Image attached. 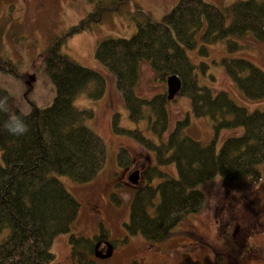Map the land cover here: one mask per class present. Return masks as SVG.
<instances>
[{
	"label": "trees",
	"instance_id": "trees-1",
	"mask_svg": "<svg viewBox=\"0 0 264 264\" xmlns=\"http://www.w3.org/2000/svg\"><path fill=\"white\" fill-rule=\"evenodd\" d=\"M86 1L95 3L94 9L50 41L42 53L45 73L53 85L51 104L37 108L32 103L30 111L22 113L16 100L0 88V232L8 230L0 242V264H52L55 256L50 248L54 238L70 231L79 212L78 201L58 176L78 184L89 183L105 162L103 140L84 125L93 117L92 111L75 106L76 98L83 93L91 100L101 98L104 75L74 62L61 48L72 35L88 30L111 13L119 14L127 0ZM137 11L135 33L127 39L99 41L94 56L113 76L129 120L137 123L146 118L147 128L158 140L146 138L141 130L119 127L118 114L111 118L112 132L130 138L151 153L155 165L142 172L144 184L131 197L129 220L124 225L126 234L161 243L172 236L174 227L186 215L199 213L206 205V197L196 189L197 185L215 176L229 182L260 178L258 167L264 164V108L248 112L226 92L199 86L197 66L185 51L196 46L199 33L203 54L206 44L241 39L247 34L264 45V0H236L223 9L203 0H178L159 21L139 8ZM226 42L230 52L239 47L236 42ZM140 63L148 64L160 82L169 76L179 78V96L189 99L192 115L208 117L212 122L214 135L210 144L202 145L184 135L188 115L176 121L163 140L168 128L167 101L163 94L149 99L136 96ZM219 63L246 99H264V71L243 58H223ZM198 67L204 71L207 65L199 63ZM0 73L23 79L11 61L1 56ZM11 115L24 119L28 128L25 134L12 135L4 127ZM235 128H241V134L225 138L217 149L220 130ZM117 161L120 166H129L124 149L119 150ZM159 167H172L173 171ZM107 240L108 232L102 225L99 233L90 238L70 234V264H95L97 246Z\"/></svg>",
	"mask_w": 264,
	"mask_h": 264
},
{
	"label": "rangeland",
	"instance_id": "rangeland-1",
	"mask_svg": "<svg viewBox=\"0 0 264 264\" xmlns=\"http://www.w3.org/2000/svg\"><path fill=\"white\" fill-rule=\"evenodd\" d=\"M177 1L127 0L119 14L111 13L100 22L91 24L88 30L72 35L61 48V52L74 62L104 75L105 87L101 98L91 100L83 93L76 98L75 106L92 111L93 117L86 119L84 125L103 140L106 156L103 167L89 183L78 184L65 176H58L66 190L78 201L79 212L70 231L54 238L50 248L55 256L52 264H70V234L90 238L99 233L100 225L108 232V240L97 246L93 258L95 264H241L235 259L237 254L233 247L236 241L250 248L258 257L242 264H264V164L258 167L260 178L256 181L229 182L215 176L197 185L196 189L206 197V205L201 212L186 215L174 227L168 240L149 243L139 235L126 234L124 225L129 220L131 197L135 189L144 184L142 172L155 165L151 153L130 138L112 132L111 118L118 114L119 127L138 129L153 142L158 140L147 128L146 118L137 123L129 120L113 76L96 60L94 51L96 44L103 39L130 38L136 30L138 8L148 13L152 20L159 21ZM203 1L223 9L236 0ZM94 6L95 3L86 0H0V56L11 61L23 78L16 79L0 73V88L16 100L22 113L29 112L32 103L37 108L51 104L53 85L45 73L42 53L50 41L78 24ZM199 35L196 36V46L185 51L189 61L197 66L198 85L213 92H226L236 105L248 112L262 110L264 99H246L226 76L219 62L223 58H243L264 71V45L247 34L241 39L228 38L206 44V53L203 54L200 53L203 43ZM226 41L236 42L239 47L230 52ZM199 63L206 64L207 68L202 71ZM138 71L137 97L166 96L165 82L158 81L148 64L140 63ZM166 110L168 128L163 140L175 122L188 115L184 135L202 145L210 144L214 135L212 122L208 117H194L186 96H176L173 101H167ZM147 112L145 107L144 113ZM241 132V128L220 130L216 148L219 149L225 138L240 135ZM120 149L128 154L129 166L119 165L117 154ZM159 169L173 171L172 167ZM134 172L138 173L137 185L128 181ZM7 234V229L0 232V242ZM124 239L126 242H123Z\"/></svg>",
	"mask_w": 264,
	"mask_h": 264
},
{
	"label": "water",
	"instance_id": "water-1",
	"mask_svg": "<svg viewBox=\"0 0 264 264\" xmlns=\"http://www.w3.org/2000/svg\"><path fill=\"white\" fill-rule=\"evenodd\" d=\"M166 84V100L171 101L177 96L180 92L181 83L177 76H169L165 80ZM128 181L133 184L137 185L138 183V173L134 172L128 177Z\"/></svg>",
	"mask_w": 264,
	"mask_h": 264
},
{
	"label": "clouds",
	"instance_id": "clouds-1",
	"mask_svg": "<svg viewBox=\"0 0 264 264\" xmlns=\"http://www.w3.org/2000/svg\"><path fill=\"white\" fill-rule=\"evenodd\" d=\"M4 127L12 135H23L28 131L27 125L24 119L18 115H11L8 117L4 124Z\"/></svg>",
	"mask_w": 264,
	"mask_h": 264
},
{
	"label": "flooded vegetation",
	"instance_id": "flooded-vegetation-1",
	"mask_svg": "<svg viewBox=\"0 0 264 264\" xmlns=\"http://www.w3.org/2000/svg\"><path fill=\"white\" fill-rule=\"evenodd\" d=\"M235 250H234V253L237 254V257L235 258L236 259V262H239V263H246L247 260H250V259H255L257 260L258 257L257 255H255L254 251H252L250 248H246L245 246L240 245L238 244V241L234 242V247H233ZM263 254V257H264V251L262 252Z\"/></svg>",
	"mask_w": 264,
	"mask_h": 264
}]
</instances>
